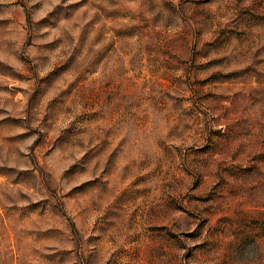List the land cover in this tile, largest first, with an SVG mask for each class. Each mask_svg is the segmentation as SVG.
Wrapping results in <instances>:
<instances>
[{"label": "rangeland", "instance_id": "1", "mask_svg": "<svg viewBox=\"0 0 264 264\" xmlns=\"http://www.w3.org/2000/svg\"><path fill=\"white\" fill-rule=\"evenodd\" d=\"M0 264H264V0H0Z\"/></svg>", "mask_w": 264, "mask_h": 264}]
</instances>
